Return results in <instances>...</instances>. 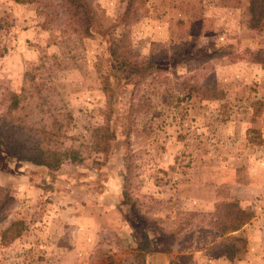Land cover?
Masks as SVG:
<instances>
[{
    "label": "rangeland",
    "instance_id": "obj_1",
    "mask_svg": "<svg viewBox=\"0 0 264 264\" xmlns=\"http://www.w3.org/2000/svg\"><path fill=\"white\" fill-rule=\"evenodd\" d=\"M87 1L90 36L72 31L64 0H0V123L17 137L23 121L34 126L22 135L32 142L51 131L80 159L52 177L0 152L6 257L43 262L62 219L75 251L78 215L81 253L69 260L137 264L133 244L147 233V264H264V65L250 60L264 21L249 27L248 0ZM113 41L154 68L125 78ZM183 47L200 58H178ZM12 93L21 100L9 118ZM225 201L252 214L236 241L215 226ZM16 219L24 240H2Z\"/></svg>",
    "mask_w": 264,
    "mask_h": 264
},
{
    "label": "trees",
    "instance_id": "obj_2",
    "mask_svg": "<svg viewBox=\"0 0 264 264\" xmlns=\"http://www.w3.org/2000/svg\"><path fill=\"white\" fill-rule=\"evenodd\" d=\"M66 9L68 12V19L71 22V29L73 32L82 36H90L93 34L92 25L95 20V13L87 0H64ZM248 12L249 20L248 24L251 28H261L264 21V0H248ZM2 20L0 19V28ZM119 44L113 41L109 45V55L111 59V66L119 71L125 78H133L136 76L146 75L147 72L154 68L153 61L150 59H132L126 55H120ZM178 58H183L187 62L197 60L200 57L190 53L186 48H181L176 51ZM207 56L206 58L210 57ZM251 61L264 65V49L251 52ZM28 73L25 72V75ZM10 104L8 106V113H10L19 107L21 95L12 93L10 96ZM11 115L9 116V118ZM4 123H0V152L2 155L15 158L17 160L27 161L36 166H41L46 170V173L50 176H55V173L61 168V166L71 160L75 162L78 159V155L73 149H59L52 143V133L42 129L43 142H32L30 136L22 137L24 133L34 132L36 129L34 126L27 124L25 121L21 124L23 128V134L19 137L14 135V127H11V131H8L10 127L4 126ZM41 130V129H40ZM111 136H114L112 133ZM111 136H109L111 138ZM126 166V160L124 161ZM124 172V171H123ZM123 181L127 179L126 170L125 175L122 176ZM124 184L123 186H125ZM123 196L126 199L128 193L126 187H123ZM2 195L0 196V211L4 208L12 196L8 188L0 186ZM223 209L217 210L215 215V226L217 231L223 235L228 236L232 241L239 240L237 235L238 231L243 225L251 219L252 214L242 208L237 202L225 201ZM221 210V211H220ZM25 228L24 221L22 219H16L10 222V224L2 231L1 239L13 240L18 237ZM239 237V238H238ZM152 249L151 238L147 233H143L138 237L133 244L132 250L137 260V264H147L146 252ZM227 256L230 257V249L224 250Z\"/></svg>",
    "mask_w": 264,
    "mask_h": 264
},
{
    "label": "crops",
    "instance_id": "obj_3",
    "mask_svg": "<svg viewBox=\"0 0 264 264\" xmlns=\"http://www.w3.org/2000/svg\"><path fill=\"white\" fill-rule=\"evenodd\" d=\"M63 220V219H62ZM55 221L54 224L50 227L48 230L58 227L57 232L55 231V233L49 235L50 233H48V238L45 237V240L47 242V252L45 253V258L43 260V262H29L26 264H90V263H81V261L78 260V258H76V256L74 257V260H69L68 259V255H71V253H76V251H78L79 253H81L79 251L80 247H81V234H83V232H85L84 227L82 226V222L85 221V217L84 216H75V222H78L79 226H75V234H77V236L79 235V238L77 239L79 241L78 244H76V250L73 251V247L74 245H70V243L68 242L65 243L66 240V233L64 230L65 227V221ZM63 227V228H62ZM27 232V230H24ZM25 232V233H26ZM25 234H21L20 237H22ZM25 236L22 237V240H24ZM20 240V238H19ZM70 241V239H69ZM10 248V247H8ZM8 248H0V264H24L23 261H21V259L18 257V254H16V256H12V258H7L5 255V252L9 251L7 250ZM93 264V263H91Z\"/></svg>",
    "mask_w": 264,
    "mask_h": 264
}]
</instances>
